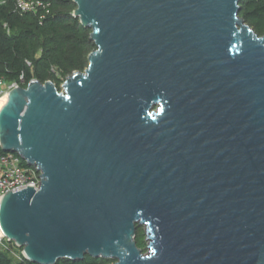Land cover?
<instances>
[{
    "label": "water",
    "instance_id": "water-1",
    "mask_svg": "<svg viewBox=\"0 0 264 264\" xmlns=\"http://www.w3.org/2000/svg\"><path fill=\"white\" fill-rule=\"evenodd\" d=\"M240 1L73 0L88 68L0 106V148L41 172L0 204L26 261L264 264V36Z\"/></svg>",
    "mask_w": 264,
    "mask_h": 264
},
{
    "label": "trees",
    "instance_id": "trees-1",
    "mask_svg": "<svg viewBox=\"0 0 264 264\" xmlns=\"http://www.w3.org/2000/svg\"><path fill=\"white\" fill-rule=\"evenodd\" d=\"M17 0H0V82L32 80L53 81L59 91L74 72L88 68L89 55L95 50L90 40L91 31L73 17V0H27L46 5L37 13H22ZM240 17L259 35L264 36V0H241ZM27 166L26 162H23ZM145 235L137 231V247L147 251ZM10 244V243H8ZM18 249L14 244H10ZM88 260L89 257H86ZM113 261L86 262L60 260L57 264H110ZM0 264H32L21 256L13 263L6 252L0 251Z\"/></svg>",
    "mask_w": 264,
    "mask_h": 264
},
{
    "label": "built area",
    "instance_id": "built-area-1",
    "mask_svg": "<svg viewBox=\"0 0 264 264\" xmlns=\"http://www.w3.org/2000/svg\"><path fill=\"white\" fill-rule=\"evenodd\" d=\"M45 7L46 5L42 2L27 0L16 1V8L22 13H37L40 9ZM1 85L4 87L0 89V101L5 95H8L11 90L22 87L23 82L22 85L18 82L10 84L0 82V86ZM23 162L24 160L19 154L4 152L0 148V204L4 195L10 191L17 193L28 187H33L36 190L39 189L41 172L35 167L25 166ZM5 243L14 244L9 242L0 231V249L1 246H5Z\"/></svg>",
    "mask_w": 264,
    "mask_h": 264
},
{
    "label": "rangeland",
    "instance_id": "rangeland-1",
    "mask_svg": "<svg viewBox=\"0 0 264 264\" xmlns=\"http://www.w3.org/2000/svg\"><path fill=\"white\" fill-rule=\"evenodd\" d=\"M4 86L1 85L0 89H2ZM141 230L142 233H144L145 238V247L147 248V251L144 253L145 255L148 254L149 250H148V245L149 242L146 240V230L145 227H140L138 228V231ZM5 246H1L0 251L6 252V254L9 256V258L12 260L13 263H18L21 261V256H22V250L21 249H15L14 247H12L10 244L5 243Z\"/></svg>",
    "mask_w": 264,
    "mask_h": 264
},
{
    "label": "bare ground",
    "instance_id": "bare-ground-1",
    "mask_svg": "<svg viewBox=\"0 0 264 264\" xmlns=\"http://www.w3.org/2000/svg\"><path fill=\"white\" fill-rule=\"evenodd\" d=\"M7 97H8V95H5V96L1 99V101H0V106H1L2 102H3Z\"/></svg>",
    "mask_w": 264,
    "mask_h": 264
}]
</instances>
